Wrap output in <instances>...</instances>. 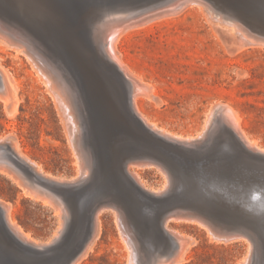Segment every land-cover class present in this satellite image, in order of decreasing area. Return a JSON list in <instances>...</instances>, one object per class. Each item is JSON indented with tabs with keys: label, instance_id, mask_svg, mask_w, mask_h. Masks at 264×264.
<instances>
[{
	"label": "rangeland",
	"instance_id": "rangeland-1",
	"mask_svg": "<svg viewBox=\"0 0 264 264\" xmlns=\"http://www.w3.org/2000/svg\"><path fill=\"white\" fill-rule=\"evenodd\" d=\"M62 1L68 4L51 2L52 6L50 7L54 6L56 9L58 6L60 9V5H63L65 9L70 7L67 8L68 10H64V15L67 16L69 23L76 29V32L71 40L68 39V43L59 38L54 42L55 49L58 50L61 45L63 47L61 50H56L58 53L50 49L62 65L66 63L65 68L67 66L66 69L70 70L69 72L73 80L77 81L80 90L84 89L83 98L89 103L91 115L95 119L93 120L90 116L93 132L90 134L91 145L94 149V142L96 141L97 146L100 143L101 152L103 154L105 152L103 159L107 161V168L115 170L114 155L122 146L137 139V133L129 121L123 117V113L112 95L111 88L107 86L106 80L100 72L101 66L92 60L97 50L98 29L104 20L128 19L137 15L145 7L160 5L170 0ZM211 1L217 2L219 6L222 5L224 11L239 12L244 20L257 29L264 28V0ZM205 2H207V10L195 3L183 7L184 9L181 8V11L179 9L177 13L160 17L141 26L131 28L126 27L127 24L124 23L122 27H126V30L117 41V48L121 51L124 59L130 63L133 74L142 77L150 85V96L144 97L146 111L159 126L179 134H206L207 140V135L211 131L209 129H212L210 127H212L213 122L219 119L220 108L229 105L240 117L241 126L250 136L249 138L257 140L256 142L264 147V45L261 44L264 42H257L261 45L252 42L255 44L253 45L250 43L252 39L240 37L241 35L238 33L239 38L250 40L245 42L241 39L244 46L239 47L237 38L224 24L225 20H232L216 11L213 13L212 4L208 0ZM31 6L33 7V3L28 0H0V11L3 9L0 16L4 18L7 16V20L11 16L10 18H14L15 21L10 19V22L17 23L24 29L31 30L29 28L31 26L39 28L40 34L43 33L44 42L48 36L38 24V17L36 16L38 12ZM12 11L25 17H20ZM47 11L49 14L48 9ZM207 12L219 18H211V14L208 16ZM17 17H20L24 22ZM244 27L247 31H251L248 27ZM102 29L100 28L101 31ZM44 34L45 37L47 36L46 38ZM44 43L46 44V42ZM46 45L50 47L49 44ZM64 60L66 61L63 62ZM0 65L11 72L15 78L19 95L17 109L13 115L5 113L7 106H11L12 101L6 100L2 96V99L0 98V138L10 140L8 136L13 137L12 143L17 142L20 150L29 159L40 164L43 170L63 177L74 176L76 171L75 156L72 155L71 145L68 144L67 136L69 134L66 135L65 133L71 132V126L68 123L64 125L60 121L52 98L35 69L31 66L30 61L23 53H18L15 56L14 50L0 41ZM120 70L123 72L122 69ZM123 75L128 78L127 75ZM115 94L119 97L118 88H116ZM4 99L6 102L3 101ZM226 103L228 104L226 105ZM211 105L214 106L213 114L209 111ZM208 112L209 116H207ZM97 118L99 119L97 120ZM95 122L96 127H94ZM203 125H205L204 128ZM64 128L66 129L64 130ZM129 128L133 133H128ZM128 135L134 138H129ZM0 157L6 164L32 181L30 172L13 162L5 149L0 150ZM214 162L216 163L217 160ZM222 164L224 166L220 167L219 170H226L229 162H222ZM136 169L147 185L154 188L162 186V176L155 168L136 167ZM0 171V198L10 203L13 220L24 231H28L32 237L41 241H49L48 239L54 236L53 232L55 233L59 227L60 221L58 219L60 220V216H56L57 210L50 204H43L34 195H32L34 198L25 195L18 183L16 182V184L15 180L3 168ZM216 178L218 177L216 176ZM86 180V178L80 180L73 187L81 186ZM102 192H110L126 204V209L132 219L130 221L136 228L141 243L147 248L140 252L142 259H146L143 257L145 252L148 254L147 260L151 257L155 258V255L156 260H161V258L162 260H169L172 257L169 261L167 260L168 262L166 261L167 264L170 261L171 264H241L244 262L247 253L245 240L226 236L228 240L232 238V240L226 241L227 239L224 240L225 236L215 237L214 233L203 225L200 226L197 222L170 219L167 222L169 228L175 231L179 230L178 232L191 237L194 241L185 251L183 260L177 262L174 258L180 248L168 252L167 240L157 230L161 217L160 213L155 216L153 214L158 208L146 215L145 213L149 212L145 209H149V207L145 205L149 201L143 200L135 194L132 197L139 200L132 204V200L126 199L123 195L129 193L128 189L121 185L119 188H104ZM72 197L71 199H73ZM222 200L224 199L220 200L221 205L202 200L196 202L188 199L187 201L191 206L206 207L208 213L215 219L214 221L227 227H230L232 223L241 222L250 223L254 226L264 224V210L261 214L259 212L249 214L242 211L244 202L241 199L235 198L231 204ZM160 203L155 204L159 205ZM70 204L75 207L69 203V209ZM163 208L165 207L159 209L163 210ZM113 217L109 210L101 213L102 229L100 235L85 256L77 261V264L131 263L130 253L126 248V243L120 239L122 235L119 234V229L117 231L118 227H116ZM74 225L67 222L64 231L59 234L56 241L44 247L40 252H28V257L25 259L14 258L9 251L3 249L5 252L0 253V264H64L68 254L72 252L83 237L80 224H76L77 228ZM210 233L212 234L210 235ZM6 243L3 241L2 246H6L8 244ZM0 249H2L1 244ZM170 253L173 255L170 256Z\"/></svg>",
	"mask_w": 264,
	"mask_h": 264
},
{
	"label": "bare ground",
	"instance_id": "bare-ground-1",
	"mask_svg": "<svg viewBox=\"0 0 264 264\" xmlns=\"http://www.w3.org/2000/svg\"><path fill=\"white\" fill-rule=\"evenodd\" d=\"M28 1L33 3V7H31L38 12L36 14L38 24L48 36L46 38L47 36L45 37L44 34L46 38L44 42L49 44L50 47L43 42V33L42 35L40 34L38 31L39 28L27 26L31 30L24 29V27L18 26L19 24H14L15 19L10 18L11 16L8 17V20L6 18L7 16L5 18L0 16V41L2 44L4 43L6 46L11 47L14 50L15 56L18 53H23L26 56L45 86L46 91L50 94L60 121L64 125L68 123L71 126V132L65 133L66 135L69 134L67 140L69 142L68 144L71 145L72 155L75 156L76 171L72 177H63L54 175L49 171L47 172L42 169L40 164L32 161L33 159H29L20 150L17 142L12 143L13 137L8 136L10 140L0 138V150L5 149L13 162L22 169L30 172L32 181L26 179L16 169L6 164L1 157L0 169L3 168L15 180V183H18L25 195H30L29 197L34 195L43 204H50V206H53L57 210L56 216H60V220L58 219L60 221V223L58 222L59 227L57 226V230L55 233L53 232L54 236L48 239L49 241H41L32 237L28 231H24L13 220L10 203L0 198V241L8 243H6V246H2V242H0L1 247L5 251H9L14 258L25 259L28 257V252H40L44 247L56 241L59 238V234L64 231L67 222L73 223V225L75 223V228H77L76 224H80L83 237L72 252L68 254L65 260L67 263L64 262V264H77V261L85 256L100 235L102 229L101 213L109 210L114 216L116 227H118L117 231L119 229V234L122 235L120 239H123L126 243L122 241L130 253V264H165L168 259L162 260L160 257L161 260H156L155 255V258L151 257L147 260L148 254L145 252L143 257H146V259L141 258L140 252L147 248L141 243L137 235V230L130 221L132 219L126 209V204L122 203V201L110 192L101 193L104 188H119L121 185L128 189L129 193H124L123 195L126 199L132 200V204L137 203L139 200L132 197L135 194L143 200L149 201L145 205L149 207V209H145L149 212L145 213L146 215L152 213L155 208H158L155 214H153L155 216L157 213H160L161 218L158 222L159 226L157 230L167 240L168 252L180 248V251L174 258L177 262L183 260L185 251L191 242L194 241L191 237L178 232L179 230L175 231L169 228L167 222L170 219L193 221V223L197 222L200 226L203 225L206 229L214 233L213 235L215 237L227 236L229 238L233 237V239H243L247 243V253L244 257V262L241 264H264L263 224L261 226H254L250 223L241 222L232 223L230 227H227L222 223L220 224L214 221L215 219L208 213L206 207H199L198 205L191 206L187 201L188 199L196 202L202 200L212 204L214 203L215 205H221L222 202L220 200L224 194L216 191V188L224 189V193L227 194L228 191L231 192V188H228V186L230 181H232L235 182L234 186L236 190L231 193L236 195V199H241L244 204H248L254 212L264 210V196L261 199L251 195V191L259 193L255 189L256 187L264 188V147L260 146L256 142L257 140L255 141L249 138L250 136L246 134L241 126L240 117L233 108L227 105L229 102L226 103L228 107L224 106L220 108L219 119L213 122L212 127H210L212 129H209L211 131L207 135V140L206 134H179L163 126H159L155 120L151 119L146 111L144 97L150 96V85L142 77L133 74L130 63L124 59L121 51L117 48V41L123 35L126 27L141 26L160 17L177 13L179 9L181 11V8L195 3L207 10V2L205 0H170L160 5L145 7L137 15L128 19L116 18L102 21L103 24L100 25V28L103 29L102 31L100 28L98 29L99 33L97 34L96 40L97 50L92 60L101 66L100 72L103 74L107 86L111 88L112 95L120 107L123 117L129 121L131 127L136 130L135 133H137V139H134L128 145L122 146L118 153L114 155L115 170H112L107 168V161L103 159L105 152L104 154L101 152L102 147L99 145L100 143L97 146L95 141L94 149L91 145L90 134L93 132L91 130L92 123L90 116L92 117V111L89 103L83 98L84 89L82 91L80 90L79 85L76 83L77 81L73 80L69 72L70 70L68 71L66 69L67 66L65 68L64 65L66 63L62 65L53 55V51H51L52 49L56 52L57 49H55L54 42L58 38L68 43V39L71 40L75 36L76 29L69 23L67 16L64 15V10L68 7L65 9L63 5H67L68 3L62 0ZM208 1L212 4L211 8L214 10V12H211L215 13L216 11L232 20H225L224 24L230 28L234 37L237 38L236 41L239 47L244 46L243 40L246 39L239 38V34L241 35L240 37L243 36L252 39V41L247 39L245 42L250 41L253 45H255L254 43L260 44L257 42H264V28L257 29L244 20L239 12L236 13L233 10L224 11L222 10V5L219 6L217 2ZM51 2L55 4L62 2L63 5H60V9H58L59 6L57 9L54 6L51 8ZM47 9L49 10V14L47 13ZM8 11L10 10L8 9ZM12 12L14 13L15 11ZM210 14L208 13V16ZM20 17H17V19L19 18L20 21L24 22ZM210 17L219 18L215 15L212 16V14ZM10 19L14 21L10 22ZM220 19L222 20V18ZM25 22L27 21L25 20ZM124 23L127 25L123 28L122 25ZM244 26L248 27L252 32L247 31ZM261 44L264 45V43ZM61 47L58 50H61ZM60 52L59 54L61 55ZM87 68L89 69V66ZM123 74L127 75L128 78ZM116 88L120 91L119 97L115 94ZM1 96L6 98V100L10 99L12 101L11 106L8 107L6 105L5 113L7 115H13L19 101L18 84L11 72L0 65V98ZM6 100L4 99L3 101L6 102ZM3 105L5 106V104ZM213 105H211L209 110L211 114H213ZM209 115L208 112L207 116ZM207 116L206 118H208ZM96 125L95 122L94 127ZM128 133H133V131L130 129ZM9 135L11 134L9 133ZM130 135H128L129 138H134ZM216 160L217 162L215 163L214 161ZM222 162H229L226 170H219L220 167L224 166ZM132 166L134 167L132 168ZM241 166L247 167L250 171L243 170ZM136 167L155 168L162 176V186L154 188L147 185ZM216 176L218 177L217 179ZM84 178L87 179L85 183L79 187H73L74 184ZM236 181H238V184H236ZM247 186L250 188V195H244L245 189L243 188ZM219 190L221 191V189ZM68 202L75 206L72 207L70 204L72 212L69 209ZM155 203L160 204L157 205ZM161 207L165 208L160 210L159 208ZM254 222L256 221L254 220ZM207 234H209L208 231ZM227 237L223 239L226 240ZM5 238L7 241L4 240ZM214 239L217 240V238ZM220 240L222 239L220 238ZM229 240H232V238ZM229 240L227 239L226 241ZM171 255L173 253H170ZM170 262L169 264H171Z\"/></svg>",
	"mask_w": 264,
	"mask_h": 264
},
{
	"label": "water",
	"instance_id": "water-1",
	"mask_svg": "<svg viewBox=\"0 0 264 264\" xmlns=\"http://www.w3.org/2000/svg\"><path fill=\"white\" fill-rule=\"evenodd\" d=\"M241 168L243 169V170H248L247 169V167H243V166H241ZM248 171H250V170H248ZM252 171V170H251ZM217 179V178H216ZM245 182V181H244ZM236 184H238V181H236ZM235 185V182H232V181H230V184H229V186H228V188H231V192L232 191H234V190H236V187L234 186ZM241 186H243V185H241ZM219 189H221V191L219 190ZM243 189H245V194L244 195H250V188H249V186H247V187H245V188H243ZM255 189H257L258 190V192L259 193H257L256 191H251V195L253 196V197H256V198H261L262 199V196H264V188H259V187H256ZM216 191H219V192H221V193H223L224 194V196L222 197V199H224V200H222L223 202H227V203H233L234 202V198H236V195H233L230 191H228V193L226 194V193H224V189L222 190V188H216ZM164 195H166V194H164ZM226 197H227V199H226ZM160 202V201H159ZM252 207H249L248 206V204H243L242 205V211H245V212H247V213H249V214H251L252 212H254L252 209H251ZM256 212V211H255ZM254 212V213H255ZM259 213H261V212H263V210L262 211H258ZM264 225V224H263ZM4 240H6L7 241V239L5 238ZM1 252H5L4 250H3V248L2 249H0V253ZM41 258V257H40ZM69 260V259H68ZM65 263H67V261H64ZM45 264H49V263H45ZM55 264V263H54Z\"/></svg>",
	"mask_w": 264,
	"mask_h": 264
}]
</instances>
